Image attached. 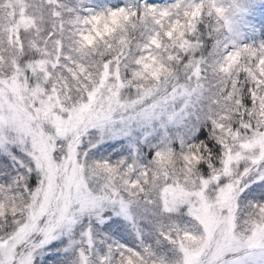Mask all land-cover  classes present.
I'll return each instance as SVG.
<instances>
[{
	"label": "snow or ice",
	"instance_id": "snow-or-ice-1",
	"mask_svg": "<svg viewBox=\"0 0 264 264\" xmlns=\"http://www.w3.org/2000/svg\"><path fill=\"white\" fill-rule=\"evenodd\" d=\"M203 7L184 8L166 33L172 40L178 29L179 44L153 37L123 74V49L107 44L99 62L88 58L138 15L127 7L86 16L68 8L89 25L76 41L79 59L65 54L63 39L55 61L28 59L19 41L11 73L0 75V264H35L54 241L56 264H264V81L243 66L245 55L264 66V44L224 43L210 25L204 36ZM155 13L173 11L145 3V15ZM104 20L115 25L97 32ZM237 56L238 74L258 85L237 101L236 115L242 106L248 119L201 118L181 74L198 80L210 58L229 72ZM125 229L137 246L110 235Z\"/></svg>",
	"mask_w": 264,
	"mask_h": 264
},
{
	"label": "rangeland",
	"instance_id": "rangeland-1",
	"mask_svg": "<svg viewBox=\"0 0 264 264\" xmlns=\"http://www.w3.org/2000/svg\"><path fill=\"white\" fill-rule=\"evenodd\" d=\"M40 6H45L48 13H51L52 20L56 22L57 17L60 18L62 25L65 27L63 30L64 39V51L65 54L71 55L75 59L80 58V54L77 51L78 44L76 43L80 33L88 31L89 25L82 23L78 20H74L73 14L68 11V8L75 9L77 14L80 16H86L90 12L99 13L107 11L108 9H115L117 7H127L129 11L138 13L132 17L128 22H120L119 27H116L112 36L106 37V43H99L95 49V52L88 58L89 63L99 62L101 59V53L106 52V45L110 44L113 48L117 50L123 49V61L124 65L127 67L121 68L122 74L131 69L133 65L129 62L134 60L137 57H140L143 54V47L148 44V41L153 37H159V39L164 43L165 46L170 45L171 43H180L178 36V29L176 33H173L172 40H169L166 36V33L172 30L175 22L183 20L179 12H177L175 6L180 5V9L189 7L193 4L200 5L203 4V13L204 17L202 20L197 21L199 24L203 22L210 23L208 21L219 22L224 20L225 22L229 17H237L244 23L251 22L261 28H264V0H247L246 4L238 5L237 3L229 4L224 0H154L158 8H169L172 9L173 14L169 17L160 16L158 13L153 14L152 16L145 15V3L148 0H59L57 3L56 0H39ZM20 0H0V21L9 28V30H18L23 26H30L31 18H25L31 11L34 6L35 0H23V4ZM215 8L223 9V13L218 14L214 11ZM59 13V15H56ZM226 13H230V16H227ZM110 25H115L114 21H100L96 25L97 32L104 33L110 30ZM205 27V26H204ZM206 28V27H205ZM204 28V29H205ZM202 28H200V31ZM124 40L126 43L130 42L128 48H124L119 42ZM130 50L129 58H127V50ZM167 51V48L165 49ZM165 51H159L157 49L152 50V54L158 55L162 62H167L165 58ZM211 62V61H210ZM217 62V69L220 70L223 65V59L214 58L213 63ZM233 67L229 71L239 70L241 67V60L239 56L235 57L231 62ZM243 66L249 68L255 75L259 78L260 81H264V66L258 64L255 60H251L249 56L245 55L243 60ZM59 72V70H58ZM223 72V73H229ZM66 75V73H64ZM245 77V76H244ZM249 80L250 84H253V91L256 90L258 85L253 82L251 76L245 77ZM213 85H209L207 90L203 93L209 95L210 107L214 111V115L218 118V122L224 123L226 126L230 124L229 115L226 114L227 110L223 106L222 97L215 94L212 99L210 97V92H212ZM262 92V91H261ZM257 92V95L264 96L263 93ZM195 95L193 96V104L196 106L197 111L202 114L203 108L209 109L208 104L201 105L199 100L201 99L202 93L200 89L195 88ZM222 93V92H221ZM72 96L75 97L76 93L73 92ZM63 99V97H62ZM70 103V101H69ZM237 103V102H235ZM241 113V111H240ZM202 116L201 118H203ZM227 117L228 119H222ZM12 165V162H10ZM18 167V166H17ZM110 235L116 241L123 243L128 246H137L139 243L135 237L130 235L125 229L123 231L111 232ZM148 241V242H147ZM144 244L152 243L154 249L159 254V256L166 259H173L174 253L170 251L166 245L156 246L153 243V240L143 239ZM57 245H61L60 241H54L52 244L48 245L40 256L36 257L35 264H56V260L61 256V253L56 251Z\"/></svg>",
	"mask_w": 264,
	"mask_h": 264
},
{
	"label": "trees",
	"instance_id": "trees-1",
	"mask_svg": "<svg viewBox=\"0 0 264 264\" xmlns=\"http://www.w3.org/2000/svg\"><path fill=\"white\" fill-rule=\"evenodd\" d=\"M21 3L23 4V0ZM65 1V0H63ZM226 3L233 4L237 3L238 5L246 4L247 0H224ZM147 2L154 4L156 1L148 0ZM181 18L184 19L182 13V9L179 11ZM227 16H230V13H226ZM25 18H31L29 21L30 26L20 27L18 30H9L2 21H0V75L7 76L12 71L13 60L16 59L19 55V41H23V51L24 56L28 59H36L37 57L41 60L47 61H55L58 55V45L56 40L65 39L63 37V30L61 31L62 23L59 22L60 18L57 17L56 22L52 20L51 13H48L45 6H40V1L35 0L34 6L31 9L30 13ZM200 24L201 34L204 36L207 35L208 29L204 26H213L220 28L219 39L224 43H236L240 42L242 44L260 46L264 44V28L251 23H244L237 17H229V19L225 22L224 20L219 19V22L208 21ZM205 28V29H204ZM17 32H19V36L17 37ZM55 32L56 35L49 39V33ZM191 38V37H189ZM11 40V43L9 42ZM207 45L211 46L213 41L207 40ZM173 44V43H171ZM175 44H179L175 42ZM167 51H174V49H167ZM207 51V49H206ZM130 50H127V58H129ZM221 59V58H218ZM211 61V62H210ZM214 58L208 59L207 64L201 65V75L199 79H191L187 78V74L182 73L180 76V83L185 85H191L192 88L200 89L202 96L199 102L201 105L208 104L209 109H202L203 113L200 114L201 117L207 115L211 118L214 115V111L211 110L210 107V99L209 95L203 93L207 90L209 85H213L212 97L217 94L222 97V103L227 113L229 115V121L232 126H238L239 121L244 119L245 121L248 119L247 116L244 115V109L241 106L239 111H241L240 115H236L237 111V102L241 96L247 98V91L249 88H254L253 84L249 83V80L244 77L242 74H238L239 70H233L229 73H223L221 70L217 69V62L213 63ZM59 69H57L58 72ZM128 70V68H127ZM56 75V72L53 73ZM175 83V81L173 82ZM198 85V86H197ZM257 89V88H256ZM259 92L264 94V83L259 85ZM222 92V93H221ZM210 101V102H208ZM264 110L260 106H257V112ZM207 133H203L199 136L200 139H204ZM212 142H209L211 146ZM11 161H9V166L11 167ZM143 239L153 240L152 236L145 235ZM148 242V241H147Z\"/></svg>",
	"mask_w": 264,
	"mask_h": 264
}]
</instances>
